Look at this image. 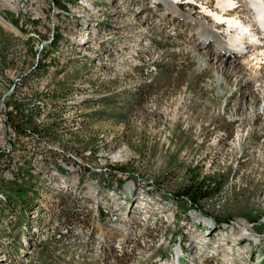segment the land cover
Returning a JSON list of instances; mask_svg holds the SVG:
<instances>
[{
    "label": "rangeland",
    "instance_id": "rangeland-1",
    "mask_svg": "<svg viewBox=\"0 0 264 264\" xmlns=\"http://www.w3.org/2000/svg\"><path fill=\"white\" fill-rule=\"evenodd\" d=\"M180 1L216 27L217 0ZM0 21V194L23 174L32 207L0 212V264H264L261 63L217 85L162 0H0ZM16 106L42 136L2 123ZM193 184L214 195L173 200Z\"/></svg>",
    "mask_w": 264,
    "mask_h": 264
},
{
    "label": "bare ground",
    "instance_id": "bare-ground-1",
    "mask_svg": "<svg viewBox=\"0 0 264 264\" xmlns=\"http://www.w3.org/2000/svg\"><path fill=\"white\" fill-rule=\"evenodd\" d=\"M179 1L162 0V5L166 7L167 14L182 18L186 23L194 26L196 38L193 37L201 51L214 45V50L209 52V57L214 62L212 67L215 69L217 85L220 86L228 76L236 75L238 78L241 75L243 70L236 61L238 59L249 57L254 66L257 67L260 63L264 66V0H242L245 12L241 14L231 11L235 7L232 0H217L215 11L202 8V12L216 25L214 28L208 27L205 20L179 14L177 12ZM2 6L6 8L5 3ZM218 28L223 29L227 42L220 40V33L215 31ZM259 78L260 76L257 75L250 83L256 91L262 90L261 96L264 100V78L261 81ZM14 181L12 179V182ZM3 201L4 198L0 194V202ZM179 252L176 251L178 258Z\"/></svg>",
    "mask_w": 264,
    "mask_h": 264
},
{
    "label": "trees",
    "instance_id": "trees-1",
    "mask_svg": "<svg viewBox=\"0 0 264 264\" xmlns=\"http://www.w3.org/2000/svg\"><path fill=\"white\" fill-rule=\"evenodd\" d=\"M13 26L16 25V22H12L11 23ZM58 42V40H57ZM40 66V65H39ZM38 70L40 71V68L38 67ZM14 110L12 112H16V116L20 117L21 120L20 121H15V117H12V115H8V120L6 122L7 125H9L14 134L18 135L20 137H35L36 135H39L41 132V130L37 129L36 127H34L32 125V120L30 119V117L37 112V108H34L33 110L30 109L29 111H22L18 108V106L13 108ZM18 111V113H17ZM48 130H45V134H47ZM44 134V135H45ZM41 135V134H40ZM42 136V135H41ZM37 137V136H36ZM5 155V154H2ZM2 155H0V157H2ZM115 173L117 174H122L125 175L127 174L126 172H124L122 169H114ZM26 177L31 178V175L29 172H26L25 174ZM23 174L21 176H15L14 178V182H12L11 184L9 183V186L11 185V187H13L11 193H9L7 196H3L4 201L0 202V212H7L9 211V217H8V225L10 228L16 227V228H20L25 221V216L28 214L29 211H31V206L30 204H28L27 202V189L24 188L23 185L20 184V182L23 180L21 178H23ZM19 179V180H18ZM18 182V183H17ZM214 190L213 189H209L208 187H204L202 185H197V184H193V185H189L186 187H181L179 188L175 194L173 195V200L178 203L180 201H186L187 204L190 207H197L199 202H202L203 200H209L214 194ZM36 195L33 194L32 197H35ZM21 209V213L19 215V217L16 219V221L14 222V220H12V211H14L15 209ZM1 216V214H0ZM205 218H210L207 215L204 216ZM216 225H225L226 223L220 220L215 219L214 220ZM252 225H258L259 223L257 221L251 223ZM12 226V227H11Z\"/></svg>",
    "mask_w": 264,
    "mask_h": 264
},
{
    "label": "built area",
    "instance_id": "built-area-1",
    "mask_svg": "<svg viewBox=\"0 0 264 264\" xmlns=\"http://www.w3.org/2000/svg\"><path fill=\"white\" fill-rule=\"evenodd\" d=\"M2 107H4V106H2ZM6 110V109H5ZM4 112V115H3V119H2V123H6L7 122V119H8V115H12V117H15L16 116V112H8L7 113V115H6V113H5V111H3Z\"/></svg>",
    "mask_w": 264,
    "mask_h": 264
}]
</instances>
